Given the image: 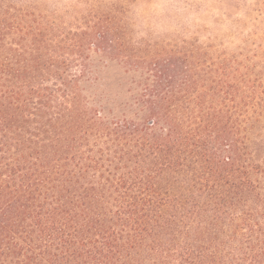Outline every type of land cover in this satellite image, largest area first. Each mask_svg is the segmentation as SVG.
<instances>
[{
	"label": "trees",
	"instance_id": "trees-1",
	"mask_svg": "<svg viewBox=\"0 0 264 264\" xmlns=\"http://www.w3.org/2000/svg\"><path fill=\"white\" fill-rule=\"evenodd\" d=\"M152 4L0 0V264H264L255 86Z\"/></svg>",
	"mask_w": 264,
	"mask_h": 264
},
{
	"label": "rangeland",
	"instance_id": "rangeland-1",
	"mask_svg": "<svg viewBox=\"0 0 264 264\" xmlns=\"http://www.w3.org/2000/svg\"><path fill=\"white\" fill-rule=\"evenodd\" d=\"M152 1L154 4L150 6L146 14L147 18L145 20L142 17L138 18L136 32L148 31L146 33L151 35L168 34L171 37L170 33L174 31L162 34L168 30V24L164 25L167 29L160 28L158 20L160 15H163L161 7L176 0ZM189 1L194 4L199 3L202 11L204 10L205 25L200 21H194V23L207 28L213 52H216L218 57H225L223 60L231 57L236 59L235 68L238 69L239 78L243 81H250V84L253 83L255 86L254 99L259 98L251 102L253 103L252 108L264 109V0ZM170 14L172 15V12ZM173 28L174 25L169 26V29ZM117 73L110 75L109 86L117 80ZM245 92L249 93L247 89Z\"/></svg>",
	"mask_w": 264,
	"mask_h": 264
}]
</instances>
